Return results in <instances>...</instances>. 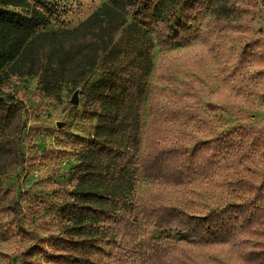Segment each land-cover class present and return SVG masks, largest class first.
<instances>
[{
  "label": "rangeland",
  "instance_id": "374dc122",
  "mask_svg": "<svg viewBox=\"0 0 264 264\" xmlns=\"http://www.w3.org/2000/svg\"><path fill=\"white\" fill-rule=\"evenodd\" d=\"M109 2L27 0L25 12L49 19L39 29L43 42L60 34L71 40ZM147 13L139 24L152 39V66L141 144L127 156L138 170L135 210L106 213L101 224L129 248L111 250L101 235L86 252L72 231L73 211H93L80 199L86 189L78 176L98 125L89 89L101 72L91 61L84 74L64 67L52 92L34 75L0 79V104L14 109L0 130V264H264L257 257L264 245V3L184 0L179 30ZM155 207L230 218L234 226L202 241L144 216ZM123 217L126 228L117 229ZM153 240L167 250L133 256L139 243Z\"/></svg>",
  "mask_w": 264,
  "mask_h": 264
},
{
  "label": "trees",
  "instance_id": "16d2710c",
  "mask_svg": "<svg viewBox=\"0 0 264 264\" xmlns=\"http://www.w3.org/2000/svg\"><path fill=\"white\" fill-rule=\"evenodd\" d=\"M183 1L110 0L100 14L77 30L73 39L66 40L60 34L55 40L43 42L46 33L39 29L49 24L44 14L36 9L26 13L27 0H0V79L7 74L34 75L40 77L46 92H52L58 89L54 81L64 67L75 66L84 74L89 62L99 64L101 77L89 89L99 111L98 125L94 140L78 167L79 183L86 189L80 193V199L86 200L93 211L82 208L73 211L72 231L81 238L86 252L94 247L91 238L101 235L110 238L111 250L126 252L129 248L126 238L119 239L112 226L106 225L103 229L101 224L108 221L106 213L116 214L124 208L132 214L135 210L138 170L131 166L127 156L141 144L142 104L152 66V39L139 21L148 12L163 27L169 28L172 24L179 30ZM121 33L123 36L118 38ZM90 52L91 59L84 60ZM92 62L89 68L94 66ZM13 110L0 104V130L4 123L10 122ZM5 169L4 165L0 167L1 175ZM143 213L149 219L181 228L202 241L219 240L234 226L230 218L187 216L172 207L145 208ZM127 221V217L116 218L117 229L126 228ZM134 249L133 256L152 259L165 252L167 245L153 240L141 242ZM257 257L264 259V245Z\"/></svg>",
  "mask_w": 264,
  "mask_h": 264
},
{
  "label": "water",
  "instance_id": "95a60500",
  "mask_svg": "<svg viewBox=\"0 0 264 264\" xmlns=\"http://www.w3.org/2000/svg\"><path fill=\"white\" fill-rule=\"evenodd\" d=\"M74 103H78V99H77V95H75L74 99H73Z\"/></svg>",
  "mask_w": 264,
  "mask_h": 264
}]
</instances>
